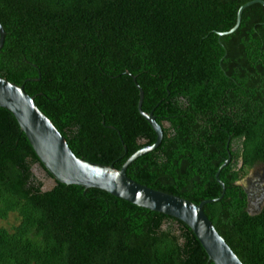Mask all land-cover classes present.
<instances>
[{
    "label": "trees",
    "instance_id": "obj_1",
    "mask_svg": "<svg viewBox=\"0 0 264 264\" xmlns=\"http://www.w3.org/2000/svg\"><path fill=\"white\" fill-rule=\"evenodd\" d=\"M250 1L0 0V77L23 86L77 158L115 169L155 142L135 77L162 141L126 176L194 204L221 196L215 174L236 147L241 167L220 171L224 195L203 212L242 264H264V208L250 215L236 184L264 166V8L217 36ZM34 165L0 108V222L15 221L0 228V264H212L182 222L97 189L43 193Z\"/></svg>",
    "mask_w": 264,
    "mask_h": 264
},
{
    "label": "water",
    "instance_id": "obj_2",
    "mask_svg": "<svg viewBox=\"0 0 264 264\" xmlns=\"http://www.w3.org/2000/svg\"><path fill=\"white\" fill-rule=\"evenodd\" d=\"M254 4H259L264 8L262 0L245 3L236 13L234 27L228 32L217 33V36L221 38L233 34L240 25L243 11ZM4 38L5 32L0 25V50ZM125 74L131 76L128 72ZM131 78L138 90L137 111L155 134V142L150 146L140 148L124 162L120 169H115L111 165L105 166L77 158L69 149L64 137L35 106L34 98L25 93L23 86H17L0 77V108L12 114L42 166L40 168L39 165H34L32 173L38 179L46 174L49 175L46 181L40 179L41 191L43 193L51 191L57 184L101 190L136 207L182 222L191 230L212 264H242L203 212L204 205L218 202L224 195L225 188L219 181L218 175L229 164V156L215 174V179L222 190L221 196L213 200H204L199 204L152 190L126 176V169L129 165L139 157L154 151L162 141L161 127L152 113H145L141 110L143 91L136 84V78L133 76ZM124 150L126 151L125 147Z\"/></svg>",
    "mask_w": 264,
    "mask_h": 264
},
{
    "label": "flooded vegetation",
    "instance_id": "obj_3",
    "mask_svg": "<svg viewBox=\"0 0 264 264\" xmlns=\"http://www.w3.org/2000/svg\"><path fill=\"white\" fill-rule=\"evenodd\" d=\"M236 150V147L231 145L230 151L231 153H234L235 156L237 152ZM234 155H230L229 163L235 165L239 169L241 167V159L239 156L238 159H235ZM39 178L42 180L48 179L47 176ZM236 184L243 189L246 195V211L253 216L261 213L262 209L264 208V166H253Z\"/></svg>",
    "mask_w": 264,
    "mask_h": 264
},
{
    "label": "rangeland",
    "instance_id": "obj_4",
    "mask_svg": "<svg viewBox=\"0 0 264 264\" xmlns=\"http://www.w3.org/2000/svg\"><path fill=\"white\" fill-rule=\"evenodd\" d=\"M45 180V179H44ZM46 181V180H45ZM242 182V181H241ZM240 182V183H241ZM15 224V221L14 219L11 217L8 218L7 221H4V222H0V228H5V229H9L12 225Z\"/></svg>",
    "mask_w": 264,
    "mask_h": 264
}]
</instances>
